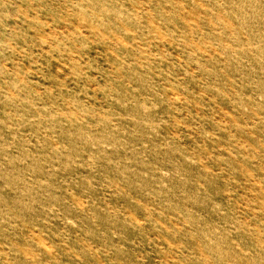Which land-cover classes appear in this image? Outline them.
<instances>
[{
	"label": "rangeland",
	"instance_id": "1",
	"mask_svg": "<svg viewBox=\"0 0 264 264\" xmlns=\"http://www.w3.org/2000/svg\"><path fill=\"white\" fill-rule=\"evenodd\" d=\"M0 264H264V0H0Z\"/></svg>",
	"mask_w": 264,
	"mask_h": 264
}]
</instances>
